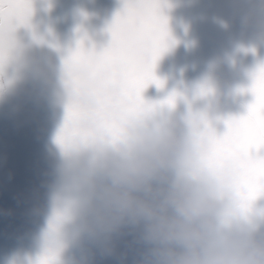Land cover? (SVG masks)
I'll list each match as a JSON object with an SVG mask.
<instances>
[{
	"label": "clouds",
	"instance_id": "clouds-1",
	"mask_svg": "<svg viewBox=\"0 0 264 264\" xmlns=\"http://www.w3.org/2000/svg\"><path fill=\"white\" fill-rule=\"evenodd\" d=\"M233 3L251 29L264 31V0ZM17 60L33 102L67 101L79 116V135L50 157L29 210L48 223L46 250H69L67 264H124L130 251L134 264H264L260 195L246 200L232 162L211 160L210 130L227 95L198 92L183 110L124 116L113 134L93 86L74 88L42 49L20 47Z\"/></svg>",
	"mask_w": 264,
	"mask_h": 264
},
{
	"label": "water",
	"instance_id": "water-1",
	"mask_svg": "<svg viewBox=\"0 0 264 264\" xmlns=\"http://www.w3.org/2000/svg\"><path fill=\"white\" fill-rule=\"evenodd\" d=\"M210 1L211 6L208 12H198L196 7L200 0H166V3L170 5L164 8V15L168 19L170 47L161 55L154 69L156 77L164 82V87L159 88L156 84H150L143 91L142 96L147 103L159 105L176 94V105L183 110L186 100L198 93L202 87L211 88L213 93L220 97L227 95L230 98L228 103L221 106L218 116L213 121L217 134L223 135L227 131L224 121L247 116L250 105L255 102V97L249 89L253 85V76L256 72L250 68L248 60L251 54H256L254 48L260 46V42L259 38H256L257 31L251 29L246 19H242L239 13L234 11V3H229L228 0H226L228 3H224L225 0ZM52 2H57V0H32L33 15L30 27H21L17 32L21 47H28L36 37L40 41V34L45 32L44 29L49 31L51 16L55 13ZM92 3L98 6L97 13L91 11L92 14L89 15L94 16L95 20L97 17V21L93 23L95 27H90L92 24L89 18V22L81 28L76 42L71 40V44L68 41V32L65 36L64 33L61 34L62 45L59 44L58 52L55 51L57 57L61 56L60 61H57V67L61 70L64 68V61L76 51L81 43L84 49L95 50L97 53L102 52L111 44L112 39H107L108 31L103 33V23L100 24L108 17L109 0L81 2V7L73 6L72 8L71 5L67 11L71 19L67 21L73 22L75 17L84 14L80 11L85 10ZM124 4L125 0H114L113 3L117 6V10ZM223 5H229L231 10L229 8L223 10ZM185 8L190 9L186 11ZM78 9L79 13H77ZM53 31L54 29L47 34L50 41ZM43 45L45 44H39L37 48L43 50ZM18 69V62L15 61L6 68L3 83L8 92L0 96V105H6L12 100V105H16V112L19 113L17 116L20 119L22 106L29 105L31 99L23 87ZM55 104L54 106H58L59 113L62 115L61 131L67 119L68 103L64 101L55 102ZM17 105H20L19 109ZM197 106H201L200 103ZM31 146L32 142L27 149H31ZM46 161L47 158L44 157V166ZM32 162L33 158L30 156H17V165L9 163L8 167L3 166V176L10 177L11 175L7 193L3 197H11L17 202H33L36 190L40 188L49 168L47 172L42 169L35 177L37 179L35 187L27 186L23 183L27 171L29 174L31 172ZM12 167L13 173L17 170L15 193L10 187V181L13 179V173L10 172ZM28 167H30L29 170ZM47 228L48 223L45 224L43 231L38 234L33 233L31 242L15 244L14 236L8 237L9 241L3 243V249H1L0 264H37L46 251L42 243V235ZM121 248L122 251L128 250L126 243L122 244ZM70 255L67 249L59 251V264H67ZM134 261L135 252L130 251L124 264H134ZM96 264H122V261L118 258L98 257Z\"/></svg>",
	"mask_w": 264,
	"mask_h": 264
},
{
	"label": "snow or ice",
	"instance_id": "snow-or-ice-1",
	"mask_svg": "<svg viewBox=\"0 0 264 264\" xmlns=\"http://www.w3.org/2000/svg\"><path fill=\"white\" fill-rule=\"evenodd\" d=\"M165 7H170L166 0H128L124 12L118 14L110 28L112 40L107 48L97 53L84 49L81 43L64 61L74 88L94 87L102 105L98 116L113 134L118 133V121L124 116L176 105V94L159 105L147 103L142 96L150 84L164 87L154 69L170 47ZM32 15V0H0V79L18 58L17 32L21 27H30ZM111 88L118 92L111 94ZM249 91L255 102L250 105L248 115L224 121L227 131L223 135H218L215 129L210 130V135L211 160L232 162L242 195L250 201L264 195V157L253 155L254 151L264 149V65L254 74ZM212 92L211 88L202 87L199 94L206 96ZM78 118L76 108L69 103L67 119L57 136L61 147L79 135L75 126ZM37 264H59V251L46 250Z\"/></svg>",
	"mask_w": 264,
	"mask_h": 264
},
{
	"label": "flooded vegetation",
	"instance_id": "flooded-vegetation-1",
	"mask_svg": "<svg viewBox=\"0 0 264 264\" xmlns=\"http://www.w3.org/2000/svg\"><path fill=\"white\" fill-rule=\"evenodd\" d=\"M94 1L98 2L99 0ZM109 1L110 6L108 8V17L105 21L100 22V24L103 23L102 25L104 29L102 32L107 33L108 31L107 39L111 40L112 35L110 28L115 22L118 14H122L124 12L125 5L128 0H125L124 6L118 10L117 6L113 5L114 0ZM228 1L229 3H233V0ZM81 2L89 3L90 0H57V2H52L51 4L53 5V11L55 10V13L51 16L49 31L44 29L45 32L40 34V41L36 37L28 47L37 49V45L45 44L43 45V50L50 55L51 59L57 66V61H60L61 56L58 55L57 57V55H55V51L58 50L57 46H59V44L62 45L61 34L63 35L64 33L65 36V33L68 32V41L71 44V40L76 42L81 28L89 22V18L90 23L92 24L90 27H95L93 26V23L97 21V17L95 20L94 16H89L92 13H97L98 6L93 5V3L86 7L85 10H81L80 13L84 14H80L79 17H75L73 22L67 21L71 19V15L70 17L67 15L69 7L71 8V5L72 8L73 6L81 7ZM224 3L228 2L225 0ZM210 6V0H200V3L196 8L198 9V12H208ZM228 6L229 5H223V8H219L226 10V8H229ZM181 8L183 7L181 6ZM233 8L234 11L237 12L236 6ZM185 9L188 11L190 8ZM229 9L231 10V7ZM115 10H117L116 14ZM91 11L93 12L91 13ZM85 12L87 14H85ZM77 13H79V9ZM111 13L113 14L111 15ZM52 29H54V31L50 41L47 34H49ZM256 38H259L258 41L260 42V46L254 48L256 54H251L250 60H248L250 68H252L255 72H257L259 68L264 65V31H257ZM80 46L81 44L79 47ZM79 47H77V49ZM15 62H18V60L16 59ZM7 92L8 91L4 86L2 78L0 79V96H3ZM12 102L13 101L11 100V102L6 105H0V258L3 243H7L9 241L8 237L14 236L13 240L15 244L31 242L33 233L38 234L43 231L46 224L43 219L35 218L29 214L32 201L17 202L11 197H3V195L7 193V185H9V179H11V175L10 177L3 176V166L8 167L9 163L14 166L17 165V156L32 157L33 162L31 165V172L29 174L27 171V176L23 184L35 187V183L37 182L35 177L40 174L42 169L47 172L50 157L55 156L60 152V145L57 143V136L60 133V127L62 125V115L59 113L58 106H54L56 105L55 102H43L38 105L30 100L29 105L22 106L20 119L17 116L19 113L16 112V105H12ZM17 106L19 109L20 105ZM35 139L37 140L35 141ZM31 142V149H27ZM253 155L257 157H264V149H261L258 152L254 151ZM44 157L47 158L45 166L43 164ZM29 168L30 167H28V170ZM10 172L13 173V167L10 168ZM10 187L13 189V193H15V187H17V170L16 173H13V179L10 181ZM258 203L264 205V195H260ZM19 210H22L23 212L19 213Z\"/></svg>",
	"mask_w": 264,
	"mask_h": 264
},
{
	"label": "rangeland",
	"instance_id": "rangeland-1",
	"mask_svg": "<svg viewBox=\"0 0 264 264\" xmlns=\"http://www.w3.org/2000/svg\"><path fill=\"white\" fill-rule=\"evenodd\" d=\"M1 87H2V84H1Z\"/></svg>",
	"mask_w": 264,
	"mask_h": 264
}]
</instances>
